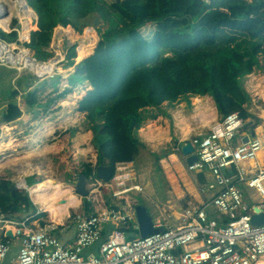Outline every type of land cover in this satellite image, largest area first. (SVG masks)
Listing matches in <instances>:
<instances>
[{
  "label": "trees",
  "instance_id": "1",
  "mask_svg": "<svg viewBox=\"0 0 264 264\" xmlns=\"http://www.w3.org/2000/svg\"><path fill=\"white\" fill-rule=\"evenodd\" d=\"M27 2L21 0V9L37 13L38 28L26 45L40 59L52 56L46 49L58 26H71L77 32L90 26L99 33L95 49L77 55L74 45L67 54L69 60L77 56L78 61L71 82L88 81L92 86L79 102V110L86 113L85 127L93 131L97 153L96 166L89 162L80 170L88 179L95 176L101 164L116 166L134 161L141 165L145 159L161 169L159 161L172 152L171 148L161 153L150 151L139 129L149 116L171 117L163 109L166 102L172 105L190 96H195V101L198 95H209L220 114L238 111L245 120L255 118L249 110L252 96L245 80L256 70L264 72V0ZM148 24L154 25L150 36L142 31ZM66 31L72 33L71 37H81L70 28ZM0 34L8 40L18 38L17 31L1 29ZM29 35L30 30L25 29L21 39ZM68 92L65 89L62 95ZM17 93L12 92V96ZM24 96L28 105H39L36 92ZM149 109L156 112L149 115ZM20 114L18 106L10 103L3 115L11 121ZM12 186L9 180L0 181V207L4 212L34 206L27 191ZM84 204L86 207L89 203L85 200ZM138 234L130 227L127 238Z\"/></svg>",
  "mask_w": 264,
  "mask_h": 264
},
{
  "label": "built area",
  "instance_id": "2",
  "mask_svg": "<svg viewBox=\"0 0 264 264\" xmlns=\"http://www.w3.org/2000/svg\"><path fill=\"white\" fill-rule=\"evenodd\" d=\"M32 18L38 21L36 12ZM12 19L13 16L7 23L0 22V30L18 32L16 40H8L0 34V66L14 69L12 82L19 91L17 101L21 104L24 93L17 83L18 78L30 74L41 82L68 76L74 67L71 63L77 61H71L67 56L75 40L68 32V49L62 50L63 39L55 28L47 48L52 56L40 59L26 45L31 34L29 38L21 39L20 28H24V24L20 14V28L12 26ZM77 41L78 55L81 42ZM19 42L23 45L19 46ZM246 122L238 111H233L214 121L206 134L192 137L198 160L189 168H208L221 188L202 205L186 207L178 225L165 223L166 216L162 214L154 223L155 227L162 228L160 231L128 239V232L122 226L137 220L134 204L128 203V208L127 204L124 207L105 206L104 200L98 198L94 213L82 210L74 213L78 236L72 245L66 246L54 233L55 224L42 223L35 214L15 218L0 207V264H6L14 247L18 248L17 255L10 264H264V223L256 225L251 222L255 207L264 211V165L255 164L259 153L264 152V127L256 126L254 133L246 132L243 127ZM246 134L249 139L244 142ZM230 168L234 170L229 172ZM134 177V169L120 162L108 182L97 180V183L111 190L114 198L123 200L133 191H143V187L134 182ZM238 183L253 188L259 195L258 200L252 204L247 202ZM17 184L21 188L27 187L26 184ZM215 186L208 185L211 190ZM212 208L220 212L223 220L209 217ZM160 211L164 212V208ZM108 226L110 228L103 239ZM9 231L13 236L8 235ZM97 243L98 252L86 254L85 249Z\"/></svg>",
  "mask_w": 264,
  "mask_h": 264
},
{
  "label": "crops",
  "instance_id": "3",
  "mask_svg": "<svg viewBox=\"0 0 264 264\" xmlns=\"http://www.w3.org/2000/svg\"><path fill=\"white\" fill-rule=\"evenodd\" d=\"M4 1H7V0H4ZM20 4H21V1H20ZM19 10H20V13H22L21 5L19 7ZM34 14H35V12H34L33 9L32 10H25V12L23 13L21 19L23 21L24 28H22L21 31H20L21 36H22V33L24 32L25 29H28V30L32 29L31 25H30V21L27 19V16L29 18H31ZM36 27L38 28L37 24H36ZM60 27H62V26H60ZM86 32H90V31H86ZM90 33H91V35L93 37V43L92 44H83L82 45L84 47L83 49H85L86 47L96 43L95 36L93 35L92 32H90ZM97 41H98V39H97ZM0 67L10 70V68H7V67H3V66H0ZM74 72H75V67H74L73 71L68 76H66V78H63L64 80H62L61 78H59L60 80L59 79L57 80L56 78H53V79H49V80H43L41 82L40 81L33 82V81H30V80L27 81L28 75L22 74V76L18 78L17 83H18V85L21 86V84L23 85V83L26 82L27 88H25L24 90L21 89L23 91V93H24L23 97H22L23 101H22L21 104H19L18 101H17V98H18V95H19V91L15 89L14 85H13V89L9 90V92L7 93V95H8L7 96L8 97L7 102L4 105L0 106V139L4 138L6 140V138L8 137V139H7L8 141L11 138L12 139H16L18 141V144H17L18 146H15L13 149H11V150H14L16 153H14L13 155L11 154V155L14 156V157H19V161L20 162H24V161L32 162L30 160L35 158V157H39V158L41 157L42 158V160H41L42 162H43V157L44 158L47 157L48 158V162H49V159L50 160H54L55 159L54 157H57V158L59 157V158L63 159V157L66 154H68L71 150H75V151L76 150L77 151L82 150V152H84V150L87 149L88 147H91L92 151L93 150L96 151V149H95V147H94V145L92 143L93 131L91 129H86L85 128L84 130L83 129L81 130L79 128V126L77 127L75 124L64 125L63 122H59V121H55V122H53V125L49 124L47 126V122H48L47 121V122H45V125L42 128L40 127L38 129H36V131H34L35 129L34 130L31 129V131H30V129H28V127H25V124L23 123L24 120L26 121L28 119H32L35 116V114H37L36 110L37 109H41L42 107L51 106V109L54 110V109H57L58 107H62L63 106L64 109L66 110V112H68L69 110L73 109L74 106H76L78 108V111H80L79 110V102H80V100L83 97H85V95L87 94L88 90L92 89V86H91V84L88 81H84L86 89L82 90V93H77L76 90L82 85H78L79 83L73 84L71 82L70 78L72 77ZM14 76H15V71L13 70L10 73V76H9L11 85L13 84L12 80H13ZM0 78L3 80L2 74L0 75ZM39 83L40 84L43 83L44 85L41 86V88H37V85H39ZM65 89L66 90L68 89L69 92L66 93L65 95H62L63 91ZM14 91H17L18 93L12 96V92H14ZM27 92H36V97H38L37 100L39 102V105L30 106V105L27 104V102L25 100V96H24ZM71 94H75L76 95L75 96L76 98L74 100L75 104L73 102V104L70 107H65L64 104H63V100L66 98V96L71 95ZM206 96H209V95H205V97ZM191 97L192 96H190L188 99L184 98V99H181L179 101L180 102H184L185 101V102H188V104H190L191 103V100H190ZM198 97H200V96L198 95ZM201 98H203V97L201 96ZM212 100H213V98H212ZM213 102H214V100H213ZM10 103H13V104L17 105L18 108L21 111V114L14 120L6 121L3 114L6 111L8 105ZM22 104H24V106ZM25 106L27 107L26 110L24 108ZM168 106H170V105H168L167 102H166L164 104V106H163V109L165 111H167L168 113H170L171 117H167V116H164V115H159L157 117L158 119L157 118L156 119L157 120L164 119L165 121L168 119L170 121L169 135H170V139H172V135L171 134H173L172 133V130H173L172 129L173 128L172 127L173 118L175 120L174 129L177 128L176 127V119H175V115H174V112L176 110L172 111ZM216 109H217V107H216ZM80 112L84 115V117L86 119V113L82 112V111H80ZM218 112L219 111L217 110V113ZM75 116L80 117V115H78L77 113L76 114L73 113V114L69 115V117H71L69 119L70 120H74L73 118ZM172 116H173V118H172ZM221 116H222V114H221ZM156 119L150 118V119H148L147 123L156 122ZM217 119H219L218 116H217ZM74 121H76V120H74ZM247 121H249V120L247 119ZM7 125H9L11 130H9V132H7V134H5V136H6L5 137L3 135V130H4L3 126L7 127ZM206 126H208V128L211 129L210 128L211 126L210 127H209V125H206ZM256 126H257V124L253 121V125L251 127L253 129H255ZM142 129H143V127H141L139 129L140 130L139 131V136L141 137V139L147 145V143L149 144V142L144 138V136L142 134V131H143ZM209 129L207 131L197 130L195 133L193 132L188 137L178 140L179 141V142H177L178 146H181L184 142H186L188 140L191 141L192 137L197 135V134H199V133L206 134L209 131ZM244 130L246 132L250 131V129H244ZM179 132H180V130H179ZM85 138H86L87 141L85 140ZM170 139L166 142V144L170 141ZM31 141H33L34 143L39 145V147L27 151L26 146H29V144H32L33 142H31ZM166 144L160 148L161 151L164 150V149H168V148H165ZM83 145H87L88 147H82ZM19 147L23 148V150L19 151V153H17ZM147 148H148V145H147ZM148 149L150 151H153V152H158V151H155L156 149L153 150L154 148L153 149L152 148L151 149L148 148ZM48 150H50V152ZM161 151L158 152V153H161ZM31 152H33V153H31ZM24 153H25V155H24ZM29 153H31V154H29ZM171 153L175 154V156H176L175 159L171 158L172 157ZM181 153L177 152L176 150H174V151L172 150V152L169 153V154H171L170 158L172 160H177V162L176 161L172 162L170 160H169V162H167V164H169V166H168L169 170L167 169V166H165V162L163 161V159H166L164 157H162L160 159V161L162 160V165L163 166H161L160 161H159L161 169L159 168V166L157 164H153L151 161L150 162H146L145 159L140 161L141 165L136 164L134 161L125 162V163H127L128 165H130L134 169L135 179L137 177L136 175H137L138 172L139 173L140 172H144L146 169H150V168H154V167H156L157 169L159 168L161 170V172H164L166 174L165 177H167L166 178L167 179V184H169V186L171 188V191H174V193L177 194L180 197V200H182V199H184V197H186L185 194H187L189 196V199L185 200L184 203H180L179 202V203H173V204H170V205H167V204H164V203H162V204L157 203L154 206H152L154 208V216L152 215L154 223L157 222V219L161 218L162 214H164V216H166V219H164L165 223H167L168 225H171V226L178 225V223L180 222L181 214H182L183 210L186 207H188L190 204L202 205L204 202H206L210 198H212L211 197L212 194L217 193L220 190V188H221V186L217 184L215 175L213 174V172L211 170H209L208 168L201 169V170H191L189 168L190 164L186 160L187 157L183 153H182V156H184L185 158L180 157ZM49 154H50V157H48ZM169 154L167 156H169ZM11 155H8V156H11ZM26 155H28V156H26ZM6 157H4L3 159H0L1 170H3V171L7 170V169L9 171L16 170L17 168L15 166L10 165L8 163L10 158H7L5 160ZM74 162H76V160ZM89 162H91V161H86V162L83 161L82 164L80 165V167L78 166L79 169H76V168L73 169L74 170V174H75L74 175L75 176L74 177L75 178V181H74L75 182V186L74 185H69V186L72 187V189H73L72 191L75 193V196H77V197L80 194H77L76 182H77L78 177L81 174H84V173L80 174V170L84 168V164L85 163H89ZM92 163H93V165L96 166L97 153H96V161L92 162ZM255 164L256 165H260V166L264 165V152H262L261 155L260 154L258 155V158L255 161ZM74 167H77V166H74ZM42 169H43V166H41V170L39 172H41ZM96 169H97V167H96ZM136 170H137V173H136ZM233 170H234V168L228 169L229 172H231ZM17 171L19 172L18 169H17ZM37 172L38 171H34V172H31V173L23 175L25 184L27 186V187H24V188L23 187L21 188V187L17 186V181L18 180L16 179V177H15V179H16L15 180L14 176H9V175L6 174L5 176L0 177V181L3 180V179L11 181L13 183L12 187L14 189H16L18 191H27L29 193V197H30L31 201H33L29 188H30V186H33V185H35V184H37L38 182L41 181V178H39V177H37V175H35ZM96 174H97V170H96L95 176L94 177H90V179H88L87 187L89 185V181H91V180L92 181L101 180L99 178L98 174L97 175ZM31 176L33 177L32 182H34V183L31 182V184H29L28 181H29V179H31ZM50 176H54V175H50ZM54 177H56V176H54ZM56 178L61 181V179L59 177H56ZM42 180H44V179H42ZM134 182H136V181H134ZM136 183H138V182H136ZM210 183L216 185L213 190H211L208 187V185ZM138 184H140V183H138ZM96 185H99V184H96ZM238 185L241 187V189L243 190V194L246 196V197H244V199L247 202H249L248 199L252 198V195H251V192H249V189L251 190L253 188H250L245 183H238ZM23 189H26V190H23ZM103 189H105V188L97 189V191L100 194V199L104 200V205L105 206L108 204V205H116V207L117 206L118 207H124L125 204L121 205L123 203V200H118V202H115L114 204L112 202H110V199H109V202H106L104 194H110L111 190H109V189L103 190ZM90 194H91V191L89 190V195ZM89 195L87 197H89ZM181 196H182V198H181ZM82 197L83 196H81V198ZM87 199H88L87 201L89 203L88 206L85 207L84 206L85 205L84 202H83V205L81 206V203H82V200H81V203L77 207L71 208V210H69V214L67 215L66 219L63 221L64 223H57V222H55L53 220L44 218V215H42L43 211L42 210H38L39 207H38V204L35 203V201L32 202L34 206H31L29 210L23 209V210H20V211H16V212H12V213L10 212V213H7V214L12 216V217H15V218H21L23 216L35 214L38 217H40L42 223L48 222L50 224H55L57 226V228L54 230V233L59 235L58 237H59L60 241L64 245L67 246V245H72L76 241V238L78 236L77 235L76 221L74 220V217H73L74 213L76 211L82 210L84 212L92 214V213H94L96 211V203L92 204V202L89 200L90 198H87ZM148 200H149V197H148V194L146 193V191L144 190V187H143V191H133L132 193L129 194V196L127 198H125V201L127 203V208H128V203H132V204H134V206H136L137 204H144L145 206L148 207V205H150L149 204L150 202H148ZM141 202H143V203H141ZM249 203L252 204V202H249ZM161 208H164V212H162V213L160 211ZM16 214H18L20 216L17 217V216H15ZM209 215H210L209 216L210 218H214V219H216L218 221L219 220H223L222 217L220 216V212H218L216 209H213V208L210 209L209 210ZM131 222H133L132 228L138 230V233H139L138 220L131 221ZM68 223H71V224L68 225ZM70 225H74V226H73V229L69 232L67 230L70 227ZM137 225H138V228H136ZM109 228H110V226H108L105 229V231H104L105 235H103V239L106 238V235L108 233ZM122 228L125 229L124 226H122ZM140 234L141 233H139L138 235H140ZM95 250L96 251H90L89 253H91V252L97 253L98 250H99V243H97V245L95 247ZM86 254H88V253H86ZM14 259H12V261Z\"/></svg>",
  "mask_w": 264,
  "mask_h": 264
},
{
  "label": "rangeland",
  "instance_id": "4",
  "mask_svg": "<svg viewBox=\"0 0 264 264\" xmlns=\"http://www.w3.org/2000/svg\"><path fill=\"white\" fill-rule=\"evenodd\" d=\"M12 10V8H11ZM14 11V14L11 15V17L13 16V19H12V26H19L20 28V25H19V19H18V15H17V9H14L12 10ZM34 16V15H33ZM32 16V17H33ZM29 18L27 16V19L30 21V25H31V30H30V33H32L34 30H36V24H37V21L36 19L33 20V18ZM5 23V22H4ZM60 26H58L56 28V30L59 31L60 35H61V38L63 39L62 40V45H61V49L63 50H67L68 49V45H69V39L67 37L66 34H68V32L66 31L67 28H72L71 26H66L64 27L65 29H59ZM90 29H93L96 33V35L98 36V41H99V33L96 31L95 27H86L84 29L83 32H77L75 31L74 29V33L78 36L81 35L80 39L76 38V37H73V42H75V46H78L79 42L77 40H80V47H79V50L78 52L82 53L84 52L85 50H88V49H91L92 47H94L98 42H97V37H96V43L93 44V45H90L88 47H86L85 49H83L84 47L82 46L83 44H88L89 42L87 41L88 39H86V31H90L92 32ZM154 30V25L153 24H148L146 26H144L142 28V31L143 33L146 35V36H150L152 34ZM20 31H21V28H20ZM93 33V32H92ZM86 39V40H85ZM19 46H22L23 43L22 42H19L18 43ZM25 45V43H24ZM54 49V48H53ZM95 49V47H94ZM94 52V50H93ZM92 52V53H93ZM91 53V54H92ZM90 54V55H91ZM77 57L75 58V61H76ZM77 61L76 62H73L71 63L72 66L75 67ZM69 65V63H68ZM73 67V69H74ZM8 68V67H7ZM14 69H6V68H1L0 67V75L2 74V78L3 80L0 78V106L4 105L7 100H8V95L7 93L9 92V90L13 89V84L11 85L10 84V73L13 71ZM25 75H28V74H25ZM255 76H258V78H254ZM262 78L264 77V72L260 71V70H256L254 71L253 73L249 74L245 80V86H246V89L248 90V93L251 94L252 96V103L250 105V108L249 110L255 115V118H248V120H253L257 126H263L264 127V115H263V110H264V99L257 96L256 95V91L254 89V85H260V81H259V78ZM61 78L62 80H64L63 78H66V77H58L56 78L57 80ZM257 79V80H256ZM30 80V81H33V82H37V81H40V79L34 75H28V79L27 81ZM48 80V79H46ZM60 80V79H59ZM43 81V80H42ZM26 82L23 83V85L21 84V86L19 85V87L21 89H25L27 88L26 86ZM44 84L43 83H39V85H37V88H41V86H43ZM78 85H82L80 86L76 91L77 93H82V90L86 89V86H85V83H79ZM40 86V87H39ZM45 89V88H44ZM23 97V96H22ZM67 97V96H66ZM194 97L195 96H192L190 98L191 100V103L188 104V102H176L174 104H172V106H168L172 111L174 110H181L184 115H186L187 117L190 116L192 113H193V108H194ZM201 97V96H200ZM203 98H205V96H202ZM24 106V104H22ZM25 110H26V106L24 107ZM72 110V111H71ZM69 110L68 112H66V110L64 109V107H58L57 109H51V106H48V107H42L41 109H37V114H35V116L32 118V119H28V120H24L23 123L25 124V127H28V129H35L34 131H36V129L38 128H42L44 125H45V122H47V124H51L53 125V122L55 121H59V122H63L64 125H70V124H75L77 127L79 126V128L82 130H84L86 127L85 125V117L84 115L78 111V108L76 106H74L73 109ZM156 112L155 109H149L148 111V114L151 115L152 113ZM66 112V113H65ZM78 114L80 115V117L76 116L77 117V120L76 121H73V120H70L69 118V115L71 114ZM262 115V116H261ZM69 117V118H68ZM218 117L220 118L221 117V114L218 112ZM79 118V119H78ZM173 118V116H172ZM148 119H150V116L147 118V120L144 122L143 126L142 127H145V125L147 124V121ZM158 119V118H157ZM156 119V122L158 125H161V126H164L166 128L169 129V125H170V121L167 119L166 121L164 119H161V120H157ZM52 123H51V122ZM172 139H170V141L166 144L165 148H168L171 150H176L177 152L181 153L180 151V146H178V143L179 142L178 140L180 139H183V137L181 136L180 132H179V129H174L175 127V120L173 118V121H172ZM3 128L5 129H8V127H4ZM209 128L208 126H200L198 127V129H196L194 131V133L197 131V130H204V131H207ZM19 136V135H18ZM8 137L6 138V140L4 138H1L0 140H3V141H7ZM16 140V139H15ZM33 142V141H31ZM148 145V148H152L153 147L151 146V144L147 143ZM164 146V145H163ZM23 147V146H22ZM39 145H37L36 143H32V144H29V146H26V149L27 151L29 150H32L34 148H38ZM82 147H88L87 145H83ZM23 148L19 147L18 148V151L17 153H19V151H22ZM155 150V148L153 149ZM155 151H158L160 152L161 149L158 148L156 149ZM14 153H16L14 150H4L3 152L0 153V159H3L4 157L8 156V155H13ZM173 154V153H171ZM169 156H166L164 158H168L166 161L169 162L172 161V162H177V160H172L170 158V155ZM50 157V154L49 156ZM180 157L182 158H185L184 156H182V153L180 154ZM55 159L54 160H50L49 159V162H48V158H44L43 157V162L41 161L42 158L40 157H35L33 159H31L30 161H32L33 163H37L41 166H43V169L41 172H39V170H32V171H28L26 172L25 174H28V173H31V172H34V171H38L35 175H37V177L41 178V181L42 179H46L48 177H59L61 179V181L66 184V185H74L75 186V174H74V168L76 169H79L78 166L80 167V165L82 164V162H86V161H91V162H95L96 161V151H87V152H82V151H75V150H71L68 154H66L63 159L61 158H57V157H54ZM76 160V162H74ZM160 164L161 166L162 165V160L160 161ZM72 165V166H71ZM14 166V165H13ZM74 166H77V167H74ZM167 169L169 170V168L167 167ZM136 173H137V170H136ZM9 175V176H14V179L16 177V179L18 180L19 176H20V173L16 170H12V171H9L8 169L7 170H1V167H0V177H3L5 175ZM50 175H54V176H50ZM48 176V177H47ZM136 179H134V181L140 183L143 187H144V190L146 191V193L148 194V197H149V200L148 202H150L149 204L151 205H148V210L149 212L154 216V208L152 206H154L155 204L159 203V204H167V205H170V204H173V203H184L185 200H188L189 199V196L187 194H185L186 197H184V199L180 200V197L174 193V191H171V188L169 186V184H167V177L166 174L164 172H161V170L156 167L154 168H150V169H146L144 172H138L137 175H136ZM18 177V178H17ZM135 178V177H134ZM15 179V180H16ZM32 179L33 177L31 176V179H29V183L32 182ZM166 180V181H165ZM19 182V181H17ZM131 182V181H129ZM98 184L97 181H89V185H88V189L91 191V194L89 195V197H82L80 195H78L77 197V200H82V203H81V206L83 205V202L84 200H88L87 198H90L89 200L92 202V204L94 203H97L98 202V198H100V194L98 193L97 189H101V188H105L103 190H106L107 188L106 187H101L99 185H96ZM23 190H26V189H23ZM249 192H251V195H252V198H249L248 201L249 202H255L256 200H258L259 198V195L256 194L255 190L254 189H249ZM132 193V192H131ZM77 195V194H76ZM105 195V200L106 202H108V200L110 199V202H112L113 204L115 202H118L119 199L114 198L112 196V193L110 192V194H104ZM250 195V196H251ZM188 197V198H187ZM81 198V199H80ZM85 198V199H84ZM182 198V196H181ZM187 198V199H186ZM123 204H127L125 199H123ZM38 210H42L43 213L42 215H44V218L46 219H50V220H53L50 218V214L48 211L44 210L40 205H38ZM15 216H20L18 214H16ZM54 221V220H53ZM57 223H60L58 221H55ZM71 224V223H68V225ZM133 225V222H130L129 224L125 225L124 228L128 231V229L130 227H132ZM73 226L74 225H70V227L68 228L67 231H71L73 229ZM97 245V244H96ZM96 245H93L91 247H88L85 249V252L86 253H89L90 251H96L95 250V247ZM17 250L18 248L17 247H14L12 252L9 254L7 260H6V264H10L12 259H14L17 255Z\"/></svg>",
  "mask_w": 264,
  "mask_h": 264
},
{
  "label": "bare ground",
  "instance_id": "5",
  "mask_svg": "<svg viewBox=\"0 0 264 264\" xmlns=\"http://www.w3.org/2000/svg\"><path fill=\"white\" fill-rule=\"evenodd\" d=\"M20 1L21 0H7V1L1 0L2 4L0 5V12H2V15H0V17L2 18L0 22H5L6 19L11 17V15L14 14V11H12L14 9H17V15L20 14V17H22L25 10H23L22 13H20L19 10ZM86 39H88L87 40L89 42L88 44L93 43V37L90 32H86ZM254 78H258V76H255ZM259 81H260V85H256V86L254 85V89L256 91V95L264 99V77L262 78L260 77ZM75 96H76L75 94L68 95L63 100L64 106L70 107L76 98ZM174 115L176 119V127L180 130L181 136L183 138H186L190 134H192L196 129H198V127L200 126L209 125L210 127L211 124L215 120H217L218 113L212 98L210 96H206L205 98L198 97L194 101L193 113L190 116L188 117L185 116L181 110H176L174 112ZM263 115H264V110H263ZM73 119L77 120V117L75 116ZM7 127L8 129L4 128L3 130L4 136L5 134H7V132H9V130H11L9 125H7ZM142 130H143L142 134L144 138L155 149L161 148L170 139L169 129L161 125H158L155 122L147 123L145 128L143 127ZM17 144L18 141L12 138L9 141L0 140V153L3 152L4 150L13 149L15 146H18ZM91 150H92L91 147H88L87 149L84 150V152ZM48 151L50 152V150ZM259 154L261 155L262 151ZM171 156H172L171 158L174 159L176 158L175 154H172ZM7 158H10L8 163L10 165H14L20 172V176L18 178L20 185L25 186L23 175H25L26 172L32 170H39V171L41 170V166L37 163H32L29 161L20 162L19 157H14L12 155L7 156L5 160ZM163 161L165 162V166L168 167L169 164H167V161L165 159H163ZM29 189L33 201H35L36 204L40 205L44 210L48 211L51 219H53L54 221H58L60 223H64L63 221L66 219L67 215L69 214V210H71V208H75L81 203L80 200H77L75 193L72 191L73 190L72 187L62 183L56 177H48L38 182L37 184L30 186Z\"/></svg>",
  "mask_w": 264,
  "mask_h": 264
},
{
  "label": "water",
  "instance_id": "6",
  "mask_svg": "<svg viewBox=\"0 0 264 264\" xmlns=\"http://www.w3.org/2000/svg\"><path fill=\"white\" fill-rule=\"evenodd\" d=\"M29 6V5H28ZM223 116V114H222ZM253 120L247 121L243 127L244 129H250L251 133L253 132ZM249 139V135H245L243 137V141L247 142ZM180 151L187 157V162L189 164H193L198 160V155L195 153V147L191 141H186L180 146ZM97 174L99 178L108 182L114 175L115 166L112 164H101L97 166ZM88 178L85 174H81L76 182V191L77 194H80L83 197H87L89 195V190L87 189ZM18 186V184H17ZM19 187V186H18ZM256 212L251 214V222L260 225L264 223V211H260L258 207H255ZM136 216L139 223V233L142 237L150 235L152 233L160 231L162 228H157L154 226V220L152 214L149 212L148 207L144 204H137L135 206ZM9 236H13L12 233L8 232Z\"/></svg>",
  "mask_w": 264,
  "mask_h": 264
}]
</instances>
